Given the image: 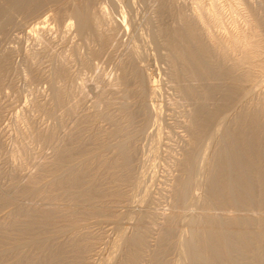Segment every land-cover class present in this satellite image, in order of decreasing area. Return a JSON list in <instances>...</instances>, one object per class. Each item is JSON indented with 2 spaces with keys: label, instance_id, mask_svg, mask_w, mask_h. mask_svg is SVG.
Returning a JSON list of instances; mask_svg holds the SVG:
<instances>
[{
  "label": "rangeland",
  "instance_id": "1",
  "mask_svg": "<svg viewBox=\"0 0 264 264\" xmlns=\"http://www.w3.org/2000/svg\"><path fill=\"white\" fill-rule=\"evenodd\" d=\"M253 123L226 203L211 170ZM263 172L264 0H0V264H206L220 226L264 264V235L226 229H264Z\"/></svg>",
  "mask_w": 264,
  "mask_h": 264
},
{
  "label": "bare ground",
  "instance_id": "2",
  "mask_svg": "<svg viewBox=\"0 0 264 264\" xmlns=\"http://www.w3.org/2000/svg\"><path fill=\"white\" fill-rule=\"evenodd\" d=\"M76 11V16L80 19L83 27L86 28L87 26H89L91 22L88 15L89 12H84L83 10ZM197 55L199 54H191L192 58L200 63V67L203 73H212L210 69H205L203 67L200 61V56L198 57ZM210 90H212L211 87ZM260 134V127L257 124H254L251 126V131H249L248 133L240 130L235 132V134L231 135L230 138H228V144L225 150L220 154L219 159L214 164L213 169L210 173L209 189L215 197L222 201H225L226 203L239 204L240 199L243 198L242 196L246 195L245 189V192L243 193L239 192L238 189L240 185L244 183L246 185V188L252 186V181L249 179V173L254 167V164L262 159V152L260 150V147L262 145V138ZM233 172H237V177H232ZM261 176V181L263 182H261L262 188L264 187V172L263 174H261ZM261 193L262 195L264 194V188L261 189ZM246 220L247 219L242 216H234L232 220L234 226H226L228 234L232 236L235 233L246 234V232H254L256 239L260 240L261 242L264 235V229L261 228L260 230L258 229V231H252L247 229V227L244 228L242 225L246 224ZM224 227L220 226V228H209L211 232L210 242L214 246V252L206 261V264H214V261L216 262V260L220 257L225 259L228 264H240L238 260L239 257L235 256L233 253L235 248L233 245L234 240L231 241L229 237L227 239L226 237H221ZM199 228V222H197L192 227V233L189 234L190 238L187 239V250L193 262H198L202 259V253L199 248ZM260 261L264 262V255H261Z\"/></svg>",
  "mask_w": 264,
  "mask_h": 264
}]
</instances>
